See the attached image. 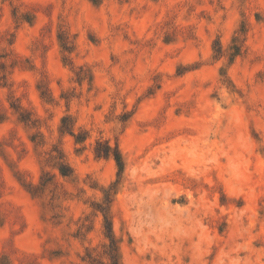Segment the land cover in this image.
Returning a JSON list of instances; mask_svg holds the SVG:
<instances>
[{
  "label": "rangeland",
  "instance_id": "rangeland-1",
  "mask_svg": "<svg viewBox=\"0 0 264 264\" xmlns=\"http://www.w3.org/2000/svg\"><path fill=\"white\" fill-rule=\"evenodd\" d=\"M106 193L117 264H264V0H0V264H105Z\"/></svg>",
  "mask_w": 264,
  "mask_h": 264
},
{
  "label": "trees",
  "instance_id": "trees-1",
  "mask_svg": "<svg viewBox=\"0 0 264 264\" xmlns=\"http://www.w3.org/2000/svg\"><path fill=\"white\" fill-rule=\"evenodd\" d=\"M246 31L244 30L243 26H240L238 30L234 32V36L231 40V46L228 48V52L225 53L222 47L217 46V49L215 48L214 52L216 53V57L221 58L223 56L228 57L229 63L232 62V60L240 55L241 49L243 47V42L245 40V34ZM64 118L63 120H65ZM62 120V124H63ZM63 126L60 127V132H63ZM69 135L72 137L74 136L73 130H70ZM76 142H79V138H75ZM93 154L96 158H111L116 166L117 169V176L120 177L123 169H124V164L122 157L117 149V147H111L107 143H102V142H96L95 146L93 148ZM66 167L64 165L59 166V172L62 176H69L68 172L63 170V168ZM116 184H114L109 191L114 188ZM110 203V193H106L104 197V201L101 204H97L96 206V211L99 212L102 215L103 218V228H104V237L107 240V244H104V254L106 255L107 262L105 264H117V245L116 241L112 235V228H111V221L109 217V204Z\"/></svg>",
  "mask_w": 264,
  "mask_h": 264
}]
</instances>
